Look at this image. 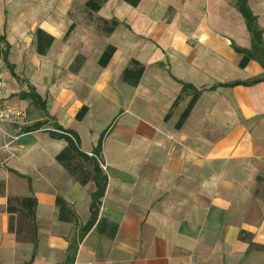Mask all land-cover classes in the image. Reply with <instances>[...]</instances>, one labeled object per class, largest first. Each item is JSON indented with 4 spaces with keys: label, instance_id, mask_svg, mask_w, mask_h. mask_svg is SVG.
<instances>
[{
    "label": "crops",
    "instance_id": "obj_1",
    "mask_svg": "<svg viewBox=\"0 0 264 264\" xmlns=\"http://www.w3.org/2000/svg\"><path fill=\"white\" fill-rule=\"evenodd\" d=\"M87 1L0 0L1 102L23 114L16 145L0 150V264H60L71 242L73 264H264V81L202 91L179 125L182 83L264 76L255 60L239 65L233 45L252 39L236 0ZM247 3L264 40V0ZM36 29L52 38L43 53ZM28 84L74 148L49 126L21 132L45 119L17 96ZM102 134L105 192L78 241Z\"/></svg>",
    "mask_w": 264,
    "mask_h": 264
},
{
    "label": "trees",
    "instance_id": "obj_2",
    "mask_svg": "<svg viewBox=\"0 0 264 264\" xmlns=\"http://www.w3.org/2000/svg\"><path fill=\"white\" fill-rule=\"evenodd\" d=\"M102 1L103 0H88L86 2V7L90 10H94V11L98 10L100 8V3ZM127 1H129L132 5H136L139 0H127ZM236 8L240 12V14L242 15V17L245 21L247 30L250 32L251 39H252L251 47L249 49H241V48L233 45V48L236 52L243 54V57H242L239 65H240V67H244L249 60H255L261 65V67L264 70V40L262 38L263 30H261L258 27L257 22H256V16L253 14L251 9L249 8L247 0H236ZM109 30H110V28H109ZM34 36H35L36 45H37V52L43 53L45 51V49L51 44L52 38L50 36L44 34L40 29H36ZM0 40H3L2 36H0ZM111 54H112V48H108L104 52L103 61H102L103 64H105L108 61ZM7 56H8V46L5 48V51L3 52V61L7 65V67L9 68L13 77H15L19 81L23 82V79H19V77L14 73V67H13V65H11L8 62ZM140 71H141V67H139V71L137 72L136 78H138ZM127 73H128V69L125 70L123 77H126ZM261 81H264V76L254 78V79H251L248 81H234V82L226 83V84H217V85H213L212 87H210L208 89H196L195 87H193L190 84L182 83V94L185 95L187 93H191V98H190L185 110L183 111V113L180 117L179 125L182 123L185 116L189 113L191 107L193 106V104L195 103V101L199 97V95L202 93V91H204V90H215L216 88H218L220 86L231 87V86H235V85H252V84H255V83L261 82ZM17 96L20 99L29 100L32 104L39 106L43 110V112L45 113L44 101H42L41 97L35 92V89L32 85L28 84V91L20 92L17 94ZM179 99H180V97H178L175 100V102L173 103V106L177 103V101ZM83 112H84V109H82L81 112L77 115V118H81ZM50 120H52L51 117H49L45 113V119H43L41 121H37L31 125H27V126L22 127L21 132L24 133V132L36 131V130H39L43 127L49 126L50 129H48L47 132L49 133V135L51 137L65 139L67 141L68 147L74 148L75 143L77 141L76 133H74L71 130L64 129L63 127L58 125L54 120L50 123ZM102 140H103V134L100 136L98 143H97L95 149L93 150L91 159L88 158V156L86 154H84L78 150L76 151V153L79 156L92 160V162H93V169H92L93 170V181L95 183V190L91 193V202H90V206H89L90 216H89V219L86 221V223L82 227L79 228L78 241H80L83 238V236L93 226V224L97 218L101 198L105 192L107 179H106V176L102 173V170L98 166V163L96 162V158H95L96 156L99 155V153L101 151ZM26 200L27 199H25L24 201H26ZM56 202L60 206H62L64 204V202L60 198H57ZM75 249H76L75 243L74 242L69 243V245L67 247L65 259L60 264H73L74 263V251H75ZM27 264H30V263H27Z\"/></svg>",
    "mask_w": 264,
    "mask_h": 264
},
{
    "label": "built area",
    "instance_id": "obj_3",
    "mask_svg": "<svg viewBox=\"0 0 264 264\" xmlns=\"http://www.w3.org/2000/svg\"><path fill=\"white\" fill-rule=\"evenodd\" d=\"M5 92L6 85L0 76V150H5L16 145L19 140L20 131L15 128L23 116L19 110L1 102L5 96Z\"/></svg>",
    "mask_w": 264,
    "mask_h": 264
},
{
    "label": "rangeland",
    "instance_id": "obj_4",
    "mask_svg": "<svg viewBox=\"0 0 264 264\" xmlns=\"http://www.w3.org/2000/svg\"><path fill=\"white\" fill-rule=\"evenodd\" d=\"M13 201H14V199H11L9 203L12 204ZM13 207L16 208V206H13ZM17 226H18V232H19V234H21L22 237H26V235H27V234H25L26 228H27V230H29L30 225H26L27 227L25 225H23V226L17 225ZM11 227H14V224L11 225Z\"/></svg>",
    "mask_w": 264,
    "mask_h": 264
}]
</instances>
